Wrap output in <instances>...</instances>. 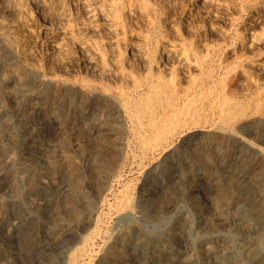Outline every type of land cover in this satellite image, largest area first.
I'll use <instances>...</instances> for the list:
<instances>
[{"label":"bare ground","instance_id":"obj_1","mask_svg":"<svg viewBox=\"0 0 264 264\" xmlns=\"http://www.w3.org/2000/svg\"><path fill=\"white\" fill-rule=\"evenodd\" d=\"M87 1L91 2L93 11H90L94 18L97 16L103 25L108 26V29L102 28L109 37L107 44L103 42L105 37L100 36L104 39H99L100 27L84 20L90 15ZM169 1L77 0L79 11L76 7L75 17H72L62 0H0V96L1 101L12 109V115L17 118L16 124L22 130V126L32 128L33 125L52 131L68 128L70 134L76 127L77 130L82 128L89 135L85 132V138L97 137L102 142L95 157L91 158L89 154L88 157L84 156L83 178L80 183L77 182L79 184H74V181L71 185L67 183L63 187L68 188L70 185L69 191L61 193L59 188L54 187L53 181L58 178L55 176L58 173H55L57 167L53 166V173H50L53 174L51 187L34 194V203L28 200L30 206L38 209L47 207L53 213L58 206L49 204L47 194L61 200L59 219L55 220L52 216L54 222L53 219L48 222H52L53 228L54 225L56 227L50 238L52 244L67 241L78 245L70 256L68 254V264L84 259L89 244L99 235L97 206L104 200L106 193L112 190V183L123 177L129 161L126 149L130 144L140 149L139 154H132L140 163L143 157L166 148L174 135L182 134V131L194 126L208 124L212 131L209 137L205 138L204 132V136H193L189 144L197 152L199 160L203 161V166H197L198 169H204L207 173L199 178L189 171L182 172L172 183V188L163 189L164 196L172 197L186 190L191 191L211 173L218 175L222 172L227 175L226 186L217 191L216 209H200V225L207 226L213 217L219 228H241L243 223L257 217L254 213L262 208L257 196H264V0H192V7L199 15L211 16L213 12V18H216L219 17V10L226 11V15L222 16L224 26H209L210 30L204 29L200 35L208 36L209 39L203 38L205 41L201 42L198 38L195 43L168 41L163 32L156 29L154 19L150 17L154 6H159L163 11ZM231 8L238 9L242 15L244 10L246 13L243 18L240 15L235 17L227 13ZM132 14L146 17L147 28L144 34L137 35L136 40L133 38L135 41L128 38L131 42L127 43L120 38L118 27H121V35L124 36V19ZM237 21L236 35L229 41L227 30ZM31 23L35 24L34 29ZM157 30L160 33L157 34ZM126 46H130V52L124 50ZM223 49L233 54L230 61L222 60ZM18 93L21 94L19 99L16 96ZM3 107L5 105L2 110ZM22 115L25 118L18 119ZM111 115L115 117L111 118ZM75 134L72 136L75 137ZM22 136L14 158L24 161L21 165L19 163L18 170L24 171V178L21 179L25 184H30L37 179L38 173H34V162L28 156L32 157L35 147L44 141L31 133H22ZM74 146L71 145V148ZM66 151L61 154L65 156ZM172 161V156L165 155L163 165L165 168L172 167L166 171L171 172L170 176H174L176 170ZM44 169L41 172L47 170ZM73 172L71 174L75 176ZM17 173L20 174L19 171ZM167 177H156L155 181H150V178L135 192L129 186L120 188L118 199L114 198L117 200V204L114 203L117 205L115 210L123 214L121 217L129 219L130 224H126L112 237L109 235L110 240L103 243V253L96 260L97 264H176L178 258L186 256L188 245L181 234L184 225L177 223L169 230L166 253L163 255L153 257L139 244L141 233L138 221L148 216L156 218L160 214L165 201L160 199L161 186L167 183ZM240 178L248 179V184L242 185ZM223 199L224 202L226 200L224 206L221 205ZM236 204L242 206L243 210L232 217L229 207ZM2 206L0 235L5 236L6 241H11L15 247L17 245L10 250L7 264H22V260L31 255L39 244L41 235L34 230L29 231L26 240L20 242L21 236L19 239L17 237L21 225L19 213L12 208L14 205ZM128 210L131 213H126ZM85 232L86 235L83 234ZM261 232L259 227L252 226L247 230L244 228L237 236L240 243L246 246L247 257L252 264H264V240L259 236ZM1 238L0 243L4 241ZM253 239L262 245L258 253L253 246ZM232 250L221 249L213 257L217 258L222 253L220 262L223 264H241L232 261ZM200 255L206 256L203 252Z\"/></svg>","mask_w":264,"mask_h":264},{"label":"rangeland","instance_id":"obj_2","mask_svg":"<svg viewBox=\"0 0 264 264\" xmlns=\"http://www.w3.org/2000/svg\"><path fill=\"white\" fill-rule=\"evenodd\" d=\"M114 1L119 2V0H114ZM220 1H224V0H220ZM62 3L66 7V9H68V11H69L67 13H71L72 17H75L74 14L76 13V10H78L77 0H62ZM90 3H91L90 1L86 2V4L88 5V9L90 8L89 10H87V8H86L87 11H90V10L93 11ZM89 5H90V7H89ZM166 5H167L165 7L166 9L164 8L165 10H163V11H166V12H164V14H163V11L161 10V8H159V6H154V11H153V13H151L152 16L150 15V17H152V19H154L153 21L155 22V25L157 27L156 29L163 32L165 39L168 41H172V42H176V43L177 42L195 43L196 40L199 38L198 40H200L201 42H204L206 39H209L208 36L207 37L206 36L205 37L200 36V35H202V33H203L202 31L204 29L208 31L209 26H217V27L224 26V21H223L222 16L226 15L225 10H222V9L219 10V12L217 13V15H219V17L217 16L216 18H213V14H214L213 12L210 13L211 16L199 15L198 11L192 7V0H170L169 3L168 2L166 3ZM75 8H76V10H74ZM74 11H75V13H74ZM91 11L89 13L90 14L89 16L84 15L85 17L88 16L90 18V19L88 17H86L87 19L84 18V20H86L85 22H88V23L93 24V25L96 24L97 27H100L98 29H100L101 31H103V29H108V26L103 25L102 20H100L97 16H95V18H94V15L92 14ZM244 11H243V15H244V13H246V10H244ZM161 12H162V14H160ZM227 13L229 15H234L235 17L237 15H240V17H242V18L244 17L242 15V13L239 12L238 9L236 10L235 8H231ZM129 16L124 19V23H123V30H125L124 36L121 35V27L120 26L118 27L119 28L118 32H119L120 38L127 41V43L131 42L134 39L136 40L137 35L144 34V32L147 28L146 27L147 24L145 22L146 17L142 16V18H141L139 16V14H138V17H137V14H132ZM31 24H32V26H31ZM31 24H30L31 28L34 29L35 24L34 23H31ZM126 25H127V28H126ZM232 25L233 26L229 27L227 30V38L229 41H231L235 37L236 30L238 29L239 21L234 22ZM100 30H99V32H100ZM158 30H157V34L159 32ZM105 31L106 30L103 31L105 33V35L103 32H101V33L98 32V35H99V39L101 38L100 36L105 37V39L103 38L104 40L102 38H101V40H103V42L105 44H107L109 41V37H107V34ZM140 32H142V33H140ZM198 36H200V37H198ZM128 38H130V39H128ZM216 38H218V37H216ZM127 39L128 40L132 39V40L128 41ZM124 50L126 52H130V46H126ZM74 51H76V49ZM232 57H233L232 53L227 52L225 49L222 50V53H221L222 60L230 61L232 59ZM16 96H17V99L21 98L20 93H18ZM1 100H2V97L0 96V180H1V182H0V207H1V205H3L2 207H4L7 204H9L11 207L14 205L12 208L18 211V213H19V220L18 221L21 222V225H20L18 231L22 232V233L18 232L19 234L17 233V237L19 239V236H21L20 242L26 240V238L28 237V235L26 236V234H28L29 231L34 230L37 234L41 235V240H40L39 244H37L38 246L37 245L35 246L36 248L34 249V251L32 252L31 255H28L25 259L22 260V264H31V262H32V264H36V263L37 264H68V261L66 262V259L69 258L70 254L75 250V247H77L78 245L77 244H76L77 246L72 245L67 241H62L59 244H52L53 242L50 239L56 231L55 225L53 228V225L51 223L54 222L53 218H55V220L59 219V212H60V205H61L59 203L61 202V200L55 196L54 197L49 196L48 194L46 196L49 204L54 203L55 205L58 206L55 213H53V210H51L50 208H47V207H39V209L36 206L32 207V206H30V203H32V202L34 203V200H32V199H34V194L42 193L41 191H43V190L45 191L46 187H51V183L53 181L51 179V177L53 174L51 175L50 173L52 172V169H54L55 166L57 167L56 168L57 172H55V173H58L59 176H58V174L55 175L58 178L53 181L54 187H56L57 189L59 188L61 193L62 192L67 193V191H69L68 188H70L71 183H73L72 181H74V184L75 183L79 184L83 178V174L81 173V171H82L84 163H82V160L85 157H88V154H89V156H91V158L95 157L96 153L99 151L98 149L101 148L102 142L97 137L85 138L88 135L87 132L84 131L82 128H81L82 130L79 128H78L79 130H77V127H76L75 131H73V132L71 131V134H70V130L68 128H59L61 130L58 131L56 129L57 130V132H56V130H54V131L48 130V129L41 127V126L39 128L38 125H37V127L35 125H33L32 128L22 126L23 127V130H22V128L20 129V126L17 125L18 124L16 122L17 118H14V116L12 115L13 114L12 109L6 103H4V101L2 102ZM4 105H5V107H3V110H2L1 108ZM112 116H114V115H111V118H112ZM21 118L24 119L25 116L22 115L18 119H21ZM24 128H25V130H24ZM200 128H202V130ZM78 131H80V132L82 131V133L81 134H80V132L77 133ZM207 131H208V133H206ZM210 131H211V129L208 126V124H206L202 127L194 126V127L189 128V130L185 129L184 131H182L183 133L181 132L182 134L178 133L179 135L178 134L174 135L168 141V143H167L168 148L166 146L167 149L164 148L165 150L160 149L157 151V154L159 156L156 154V152L154 154H150L151 157H153L155 155L157 158L155 156L153 158H151L150 155H147V156L143 157V160L140 163H139L138 159L132 155V154H139L140 149H138V147L134 146V144H130L126 149L127 153L129 154V161L127 163L128 168L127 167L125 168V172H124V175L121 178V180L112 183V185H113V186H111L112 190L110 192L106 193L104 200L98 205L99 207L97 206L96 210H98V212H96V216L98 218L99 235L92 241L93 243L92 242L90 243L91 246L89 244L90 247L88 246V250H87L88 253H86V255L83 257L84 259H82V258L79 259L78 261H76L75 264H77L78 262H79L78 264H97V261L99 260V258L101 257V255L103 253L102 247L104 248V246H102V245L106 244L110 240V237H112L116 232H119L121 230V228L123 229L125 226L130 224V221H128L129 219L125 218L124 216L121 217L120 215H123V214H121L120 212H119L120 213L119 214L116 211L117 205H115V204H117V200H115V199H118V197H119L120 190H121L120 188L124 189V188L129 186L130 190L132 191V189H134L133 191L135 192L137 190V188L143 187L142 186L143 184L148 183L150 178H152V179H150V181H155V178L160 177V176H165V178H166V176H168L166 179L167 180L166 182L168 184L165 183L163 186H161L162 192L160 193V199L161 200L163 199L165 201L163 203L164 205H161L160 214L158 213L156 215V218H154L152 216H148V218H143L142 221H141V219L138 221L139 230H140L139 232L141 233V240H140L139 244L141 247H143V249L148 251L149 254L152 255L153 257H159V256L163 255L164 253H166V245H167L166 239H167V236L170 234L169 230L174 223H177V224H180V226L184 225V228H183L181 234H182L183 239L186 241V243L188 245V251H187L188 253L186 254V256L184 255V256L178 258V260L176 261V264H223L222 262H220L222 260V257L220 254H222V253H219L218 254L219 256H217V258H214L213 254H217V251L224 249V248H228L231 250L233 249L232 250V261H235V262L238 261L241 264H252L250 259L247 257L246 246L240 243V240L237 238V236L239 233H241V231L242 232L244 231V228H245V230H247V228L254 226V227H259V229L262 231L261 234H259V236H261L262 239L264 240V196H257V200L260 203H262V206H261L262 208H260L259 211L256 210V213H254V214H257V217L252 218L250 220V222L248 221V222H245V224L243 223L241 225V228L240 227H238V228H233V227L219 228L213 217L211 218L212 222H209L207 226H202V224L200 225V221H199L200 217H201L200 209L201 208H205L206 210L212 209V208L216 209V198L215 197L217 196V193H218L217 191H219V189H222L223 187L226 186L225 183L227 180V175L225 176L222 172H219L218 175L211 173L205 181L202 180L200 183H197L191 191L186 190V192L185 191H184V193L181 192V194L177 193L172 197H170L169 195L164 196V193H163V191L165 189H167L168 187H169V189L172 188V183L178 178V176L182 172L189 171L193 174H196L197 177H199V178H203L205 176V173H207V172L204 169H200V168L198 169L199 166L200 167L203 166V161L199 160V158L197 156V152H195V150L190 145L192 143L193 136L195 137L196 135L197 136H204L205 135V138H208L210 133L212 132V131L211 132ZM85 132L87 135L85 134ZM199 132H201V133H199ZM22 133H23V135H26L27 133H31L32 135H35L36 137L38 136V138H41L44 141L41 143L42 146L39 144L38 146L35 147L33 154H31L32 157H30V156H28L29 158L26 157L28 159L31 158L33 160L34 166H33V164H32V166H33V168L35 167L34 173L35 174L38 173L37 174L38 177L42 178V179H38V177H37V179L35 181H33V183H30V184L24 183V180L21 179V178H24L23 177L24 171H20L22 169L18 170V168H20V165L23 164L24 161L22 159H20V161L16 159L17 160V162H16V160L14 158V153L16 151V147L18 146L19 141H21V139L23 138ZM73 133L74 134L76 133L75 135L77 136V138H76V136L73 137L74 136ZM203 133H204V135H203ZM74 138H76V139L79 138L80 140L77 141ZM96 138H97V140H96ZM72 140H74V141H72ZM90 140L91 141L95 140L97 142L92 141L93 142L92 143ZM80 141H81V143H80ZM187 141L190 143H188ZM75 142L77 143V145H75L76 144ZM66 145H67L66 149L68 151L70 149V151H69L70 153L68 151H66V149H65ZM71 145H73V146L75 145L76 147L80 145V147H78L80 149L76 148L75 146L73 148H71ZM4 146L5 147L7 146V147L5 148ZM10 149H12V150H10ZM76 149H78V150L76 151ZM96 149H97V151H96ZM8 150H10L12 153ZM64 150L66 151L65 156L63 154H61V153H64ZM94 150H95V152H94ZM136 150H138V151H136ZM177 150L180 152H178ZM71 151H72V154H71ZM133 151H135V152H133ZM8 152H10L11 154L10 153L8 154ZM34 152H36V153H34ZM54 152H56V153H54ZM67 152L69 155L67 154ZM92 153H94V155ZM12 155H13V157H11ZM165 155H166V157L172 156V158H173L172 163L176 166V167L174 166V168H176V170H174V176L169 175V173H171V172H166L169 169L171 170L172 167L165 168V166L163 165V160L165 159ZM55 156L59 157V159L55 158ZM133 157L135 159H132ZM53 158H55V160ZM34 159H36V160L34 161ZM64 159H66V160H64ZM79 159H81V160H79ZM188 159L190 160L191 163L189 162ZM6 160H8V161H6ZM11 161H12V163H11ZM4 162H5V164H4ZM6 162H8L9 164ZM36 162H37V164H36ZM19 163H20V165H19ZM62 163H63V165H62ZM201 163H202V165H201ZM6 164L8 166H6ZM38 164H39V166H38ZM60 164H61V166H60ZM40 165L43 166L42 168H45L47 170L44 171L45 170L44 169L43 170L44 172H41L42 168ZM69 165H70V168H69ZM72 165L75 168H73ZM183 165H185L184 166L185 168L183 167ZM137 166H139V167H137ZM9 168L11 170H9ZM15 169H17V170H15ZM72 170L74 171L73 174H75V176L71 174ZM77 170H78V172H77ZM18 171L20 172V174L17 173ZM21 172H23V174ZM3 173H4V175H7V176L5 177L4 175H2ZM39 173H41V174H39ZM60 175L62 176V178ZM222 175H223V177H222ZM42 176H45V177H42ZM67 176H70L71 178H69V177L67 178ZM64 177H65V180H64ZM172 177H173V179H172ZM20 179H21V182H19ZM69 179H71V180H69ZM245 179L240 178L242 185L248 184V179L247 180H245ZM37 180H39V181L37 182ZM77 182H79V183H77ZM127 182L129 184H127ZM67 183L70 184L69 187L68 188L63 187ZM115 183H116V185H115ZM120 184L123 187H120L121 186ZM132 184L135 185V186L133 185L135 188L132 186ZM28 185H30V186H28ZM26 190H28L29 192ZM23 191H24V193H23ZM30 192H32V194H28ZM198 192L201 194L199 195ZM66 193H64V194H66ZM162 195H163V197H162ZM166 196H167V198H166ZM30 198H31V200H30ZM197 199H199V200H197ZM28 200L30 201V203H28ZM55 201L57 202V204ZM14 202H17V203H14ZM225 202H226V200H225ZM225 202L223 199L221 205L224 206ZM198 204H200V205H198ZM26 206H28V207H26ZM229 209H230L229 214H230V216L233 217V216L238 215L240 210H243V207L236 204V206L231 205L229 207ZM206 210H204V211H206ZM115 212L118 214H116ZM126 213H131V211L128 210ZM254 214H253V216H255ZM55 215L58 217L56 218ZM52 216H53V218H52ZM99 216H100V218H99ZM158 216H160V218ZM52 219H53V221H52ZM45 220L47 222L48 221H52V222L46 223ZM11 222H13V221H11ZM37 223L39 224L38 226H37ZM49 223H50V225H49ZM202 223H204V222H202ZM122 225H124V226H122ZM120 226H122V227H120ZM88 232H89V230H87V233ZM87 233L85 232L83 234L86 235ZM109 235H110V237H109ZM24 236H26V237H24ZM1 237L3 238L4 241H1V243H0V250H1L0 254H2V255H0V264H2V263L7 264L8 263L7 260H10V258L8 256L10 250L13 248H16L17 245L15 247L14 245H12L11 241L10 242L6 241L5 236L0 235V238ZM2 238H1V240H2ZM48 238L50 241L48 240ZM255 241L256 240L253 239V246H254V248H257L255 250H257V253H258V252H260L258 250L262 245H260L257 241L256 242ZM4 245H5V247H4ZM205 247L206 248L209 247V248H207L208 250ZM3 250H4V252H3ZM204 251H206V252H204ZM89 252H90V254H89ZM200 252H203L204 254H206V256H203L204 258L206 257L205 259L202 257V255H200L201 257L199 256ZM68 254H69V256H68ZM34 256H35V258H34ZM29 258H32V259H29ZM38 259H39V261H38ZM26 260H28L27 263H26ZM35 260H36V263H35Z\"/></svg>","mask_w":264,"mask_h":264}]
</instances>
